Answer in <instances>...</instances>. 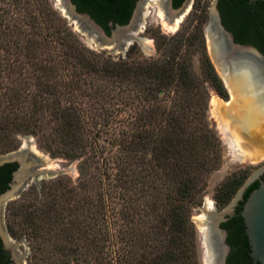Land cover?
<instances>
[{"label":"trees","instance_id":"16d2710c","mask_svg":"<svg viewBox=\"0 0 264 264\" xmlns=\"http://www.w3.org/2000/svg\"><path fill=\"white\" fill-rule=\"evenodd\" d=\"M71 1L107 35L109 23H128L132 8L131 0ZM250 9L230 7L241 22L236 35L244 42L249 26L259 22L252 43L264 51V3L257 17ZM195 33L164 40L173 47L162 55L114 60L83 45L48 5L0 0V78L10 80V86L0 80V148L30 134L81 159L79 183L86 189L77 201L60 179L49 186L45 210L27 206L18 214L30 239L53 237L56 264H198L191 214L220 148L206 121L204 83L190 56L180 53L183 42L204 41L200 30ZM92 167L103 168L107 193L90 192L99 179ZM257 187L247 188L241 204ZM224 188L219 200L227 203L236 190ZM241 219L230 235L231 264L251 261ZM108 239L114 257L106 261Z\"/></svg>","mask_w":264,"mask_h":264},{"label":"rangeland","instance_id":"374dc122","mask_svg":"<svg viewBox=\"0 0 264 264\" xmlns=\"http://www.w3.org/2000/svg\"><path fill=\"white\" fill-rule=\"evenodd\" d=\"M39 3L46 4L48 7L54 11L60 21L70 30L76 38L90 50L99 53L104 52L106 55L110 56L114 60L125 58L129 54L131 62L144 61L151 57H156L157 55H162L167 53L172 49L173 45L165 47L164 40L169 39L179 33L181 36H184V39L190 38L192 34L200 30V37L203 38V42H196L193 45H188V43L183 42L180 49V53L188 54L191 58V65L194 73L197 77L200 78L201 82L204 83L203 87L206 90L207 106H206V121L210 132L214 135L215 139L218 141L220 148V161L216 170L212 171L206 179V187L201 194L199 201L200 204L193 210L191 214V220L195 230V242H196V254L198 264H203V259L200 251V244H204L203 235L201 234L198 224L197 217L202 214V207L205 204L206 200H210L218 212L224 211L233 201L235 195L239 190L244 186V184L252 177L256 172L264 168V160L261 162L251 164L249 160L244 161L243 163L239 162L234 154L229 149L223 138L221 137L218 127L216 125L214 116H213V106L212 99L216 98L225 103L231 102L230 92L227 89L225 83L220 77L218 71L216 70L214 63L211 59L208 42H207V30L210 22L211 8L210 3H206L203 0H191V5L188 9V12L185 13V16L179 23L177 29L169 31L164 28L162 21L157 15V11L160 9L158 5L150 6V15L146 18L144 28L139 36L151 41V46L148 51L143 50L138 44L134 43L126 51L124 55L119 54H109L107 50H96L94 47H89L74 25H71L68 17H66L60 9L56 6L55 0H38ZM2 5V4H1ZM153 7V8H152ZM175 46V44H174ZM159 49V50H158ZM0 54H3V52ZM1 81H5L6 84H9V81H6V78H0ZM220 88V90L218 89ZM211 102V103H210ZM12 147L0 148V157L6 156L20 147L24 146L26 142L34 150L37 151L36 154L38 157H46L52 162V167L54 170H65L66 172L58 175L54 178L43 179L40 181V186L37 187L35 184H30L26 190L22 192L20 197L12 199L6 203L4 210V223L7 229L8 235L11 239L15 241H22L23 245L20 247L21 251L28 253L24 259L25 264H56L57 258L54 255H50L51 252V243L48 240L53 239L45 234L44 238L40 237L37 239V242L30 239L28 236L27 229L22 225V217L18 216L20 210L27 207H38L39 209L45 210L48 206L49 199L47 198L49 186L55 185L60 179L63 183L68 186L69 189H72V198H69L74 201H77L79 195H81L82 190L86 187H82L79 183V171L80 168V158L72 159L75 151L67 148H58L56 145L47 146V143L40 140L38 137L30 134H19L16 137H12ZM77 155V154H76ZM76 157V156H74ZM78 157V156H77ZM100 167V166H99ZM98 167V168H99ZM94 168V167H92ZM103 168L93 169V173L97 175V179L94 183L98 185V189L95 187L92 188L93 184H90V192L93 194H99L101 190L106 193L109 191V180L106 175L102 172ZM89 171L92 172V169L89 168ZM99 181L101 185L99 186ZM55 182V183H54ZM54 183V184H53ZM53 184V185H52ZM43 187V192L38 194L35 191L34 187H37L38 190ZM226 186H232L235 189V193L232 195V198L229 202L224 203L219 200L222 189H225ZM66 197L63 199L65 201ZM62 200H54V203H60ZM62 203V202H61ZM52 205V204H51ZM16 214V216L14 215ZM108 230L112 233L113 228L108 227ZM45 239V240H44ZM113 240L108 239V247L106 254H104L106 261L114 257ZM34 244H40V251L34 250ZM42 245V246H41ZM36 248V247H35ZM38 250V249H37Z\"/></svg>","mask_w":264,"mask_h":264},{"label":"water","instance_id":"95a60500","mask_svg":"<svg viewBox=\"0 0 264 264\" xmlns=\"http://www.w3.org/2000/svg\"><path fill=\"white\" fill-rule=\"evenodd\" d=\"M146 1L158 5L161 16L171 25H174L185 13L182 10L174 17H170L172 13L168 12L167 15L163 7L165 0ZM250 1L256 2V0ZM261 1L264 2V0ZM61 3L62 13L68 17L71 25H74L78 33L84 37L87 45L94 47L96 50H107L109 54L121 53L124 55L135 41L130 31L139 35L144 28V26H138L140 15L136 13L129 24L124 26L115 25L112 27L110 34L107 35L103 28L88 14L79 13L71 0H61ZM190 5L191 0L187 9ZM56 7L61 10L59 6ZM212 15L213 7L211 8ZM139 27L143 28L139 29ZM218 27L220 31H223L220 25ZM206 38L211 59L229 90L231 98V102L227 104L220 101L213 106V116L219 133L239 162L243 163L246 159H249L251 164L261 162L264 160V66H258L249 60V57L256 58L260 56L254 49L249 47L238 48L239 54L237 56L234 52L226 53L220 50L217 39L211 32L209 25ZM8 157H0V165L8 162L10 160ZM40 158L42 159V157ZM40 158H36L39 166L42 163ZM20 159L24 166L23 176L31 163H25L24 158ZM262 171H264V168L250 177L224 211L218 212L214 207V210L209 212L210 214L205 220L208 226V235L206 238L203 237L204 244L199 245L203 264H224L228 248L223 245L222 241H220L222 244L221 249L218 246L217 234L221 235L218 225L224 221L225 216L232 214L237 202L242 200L245 189L259 177ZM65 172V170H37L20 192L16 193V188L13 187L2 198L3 205L5 206L8 201L20 197L21 193L32 182L39 187L41 180L54 178ZM204 209L205 204L201 209L202 213H204ZM239 215L245 226L250 258L252 259L251 264H264V180H261L258 187L248 195Z\"/></svg>","mask_w":264,"mask_h":264},{"label":"flooded vegetation","instance_id":"af4514ba","mask_svg":"<svg viewBox=\"0 0 264 264\" xmlns=\"http://www.w3.org/2000/svg\"><path fill=\"white\" fill-rule=\"evenodd\" d=\"M178 1L179 3L175 6L174 3L176 4ZM131 2H132V8L127 24L130 23V21L133 19L136 13L140 15L141 10L143 9L142 7H144L145 0H131ZM259 2H263V1L256 0V2H251L250 0H240V1L238 0L237 2L238 5H237L235 0H213V2L211 3L213 7V15L209 17L210 18L209 27L214 37L217 39L220 50L226 53L234 52L237 56V54H239L238 48L240 47L252 48L259 54L261 58L249 57V60L257 64L258 66L260 65L264 66V51L252 43V40L257 37V32L254 26L259 24V22H253L252 26H249L247 31L244 33L243 37L245 41L239 42L236 32L241 22L240 19H238L235 16H231L230 14L231 6H234L236 8V13H243L242 11H244L245 6H247L251 8L249 11V15L252 18L257 17L258 16L257 6ZM189 3L190 0H165L163 7L167 15L168 12H171L172 14L170 17H174L179 11L183 10L185 12ZM115 25L118 24H114V25L112 23L108 24L110 31L112 27H114ZM219 25L221 26L223 31H220L218 27ZM6 156H9L8 158H10V160L0 165V264H25L24 259L26 258V255H28V253L26 252V250L24 252L21 251L20 247H22L23 245L22 241L18 242L11 239L5 227V223L3 220H4V210L6 205L5 206L3 205L4 201L2 200V198L9 191H11L13 187L16 188V193L20 192L23 186L31 180V176L37 170H41L42 168L41 166H39L36 159L39 157L34 153L29 152L27 148L24 146L20 147L19 149L15 150L14 152ZM20 158H24L25 163H31V165H29V168H27L26 174L23 176H22V171L24 166ZM261 180H264V171H262L259 177L256 180H254L248 187H250L253 183L259 184ZM31 184H35V183L32 182ZM247 188L245 189V191L247 190ZM243 195H242V200H243ZM242 200H239L237 202L236 206L233 208L232 214L225 216L224 221H222L218 225V229L222 235V236L220 234L217 235L218 246L221 249L222 244L220 243V241H222L223 245L227 246L228 248V251L224 259V264H231L230 260L232 258L233 248L231 246L230 235H232V233L235 230L236 227L235 223L237 222V219H241L239 214L243 207V203L241 204ZM241 221L243 225L244 235H246L244 222L242 219ZM248 256L249 259L251 260L249 264H251L252 259L250 258V254Z\"/></svg>","mask_w":264,"mask_h":264},{"label":"bare ground","instance_id":"6f19581e","mask_svg":"<svg viewBox=\"0 0 264 264\" xmlns=\"http://www.w3.org/2000/svg\"><path fill=\"white\" fill-rule=\"evenodd\" d=\"M55 2H56V5L59 6L61 8V11L63 12L61 0H55ZM151 5H156V4L150 3L148 1L145 2L144 7H142L143 9L141 10V13H140V18H139V21H138V26H144V23H145L146 18L150 15V12H151L150 11V6ZM188 9L185 11V13L188 12ZM185 13L181 15V17L176 21V23L174 25H171V24L167 23L164 20V18L161 16L160 9L157 11V15H158L159 19L162 21V24H163L164 28H166L169 31H173V32L177 29L179 23L181 22V20L185 16ZM140 28L142 29L143 27H139V29ZM130 33H131L132 37L135 40L134 43L139 44V46L143 50L148 51L150 49L151 41H149L148 39H145V38L140 37L139 35L136 34V32H133L132 33V31H130ZM211 102H212V106H214L218 102H220V100L219 99H216V98H213ZM25 147L27 148V150L29 152H32L35 155L38 154L37 151L34 150L32 148V146L29 145L28 142H26ZM234 157H235V155H234ZM41 160H42V163L40 165L41 168H42L41 170H47V171L48 170H54V168L52 167V164H51L52 162H50L48 158L44 157ZM246 160H249V159H246ZM213 210H214L213 203L210 200L207 199L206 202H205L204 213H202L196 219L197 220V224H198V228H199L201 234L203 235V237H205V238L208 235V226H207V222L205 223V220H206V217L210 214L209 212H212Z\"/></svg>","mask_w":264,"mask_h":264},{"label":"built area","instance_id":"2783aa9c","mask_svg":"<svg viewBox=\"0 0 264 264\" xmlns=\"http://www.w3.org/2000/svg\"><path fill=\"white\" fill-rule=\"evenodd\" d=\"M203 1L210 4L213 2V0H203Z\"/></svg>","mask_w":264,"mask_h":264}]
</instances>
